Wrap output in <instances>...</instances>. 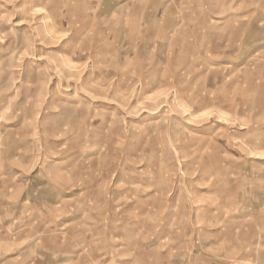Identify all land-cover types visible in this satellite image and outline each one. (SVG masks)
I'll use <instances>...</instances> for the list:
<instances>
[{
  "label": "rangeland",
  "instance_id": "obj_1",
  "mask_svg": "<svg viewBox=\"0 0 264 264\" xmlns=\"http://www.w3.org/2000/svg\"><path fill=\"white\" fill-rule=\"evenodd\" d=\"M0 264H264V0H0Z\"/></svg>",
  "mask_w": 264,
  "mask_h": 264
},
{
  "label": "crops",
  "instance_id": "obj_2",
  "mask_svg": "<svg viewBox=\"0 0 264 264\" xmlns=\"http://www.w3.org/2000/svg\"><path fill=\"white\" fill-rule=\"evenodd\" d=\"M67 206V205H66Z\"/></svg>",
  "mask_w": 264,
  "mask_h": 264
}]
</instances>
